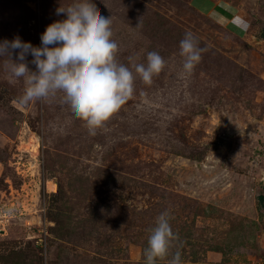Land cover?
<instances>
[{"label":"rangeland","instance_id":"rangeland-1","mask_svg":"<svg viewBox=\"0 0 264 264\" xmlns=\"http://www.w3.org/2000/svg\"><path fill=\"white\" fill-rule=\"evenodd\" d=\"M92 2L120 63L167 66L91 135L62 94L21 103L0 58V264H145L165 210L182 264H264V0ZM61 3L0 0V43L41 47ZM185 32L208 49L191 74Z\"/></svg>","mask_w":264,"mask_h":264},{"label":"clouds","instance_id":"clouds-1","mask_svg":"<svg viewBox=\"0 0 264 264\" xmlns=\"http://www.w3.org/2000/svg\"><path fill=\"white\" fill-rule=\"evenodd\" d=\"M67 18L47 26L41 36V47L14 40L0 43V58L5 61L9 83L23 80L24 90L20 102L46 101L62 94V103L70 106L76 118L85 122L89 134L103 128L107 121L133 96L136 77L145 84H152L167 66L158 51H149L147 63H134L131 68L117 60L120 51L114 39L112 19L106 18L92 0H71L61 3L56 14ZM19 49L17 59L13 52ZM207 46L200 47L199 39L185 32L180 41L185 74L194 72L201 62ZM31 53L36 65L32 71L26 61ZM134 69V71H133ZM169 210L161 212L150 228L147 247L144 249L145 264H182L181 254L173 249L179 241L178 233L171 225Z\"/></svg>","mask_w":264,"mask_h":264},{"label":"bare ground","instance_id":"bare-ground-1","mask_svg":"<svg viewBox=\"0 0 264 264\" xmlns=\"http://www.w3.org/2000/svg\"><path fill=\"white\" fill-rule=\"evenodd\" d=\"M30 137V146L29 149L34 153L37 154L38 153V149H39V142H40V138L36 135L33 134ZM56 188V184L53 185L52 190H55Z\"/></svg>","mask_w":264,"mask_h":264},{"label":"water","instance_id":"water-1","mask_svg":"<svg viewBox=\"0 0 264 264\" xmlns=\"http://www.w3.org/2000/svg\"><path fill=\"white\" fill-rule=\"evenodd\" d=\"M36 134V133H35ZM36 135H38V134H36ZM39 136V135H38ZM39 138H40V136H39ZM40 146H41V139H40V142H39V148H40Z\"/></svg>","mask_w":264,"mask_h":264}]
</instances>
